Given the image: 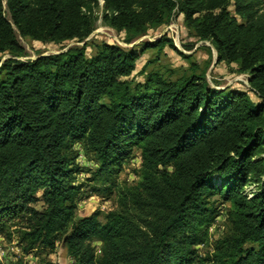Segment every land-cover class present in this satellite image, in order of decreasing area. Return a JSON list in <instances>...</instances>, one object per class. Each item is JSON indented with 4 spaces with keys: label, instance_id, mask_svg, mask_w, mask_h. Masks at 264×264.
Instances as JSON below:
<instances>
[{
    "label": "trees",
    "instance_id": "obj_1",
    "mask_svg": "<svg viewBox=\"0 0 264 264\" xmlns=\"http://www.w3.org/2000/svg\"><path fill=\"white\" fill-rule=\"evenodd\" d=\"M98 11L126 44L182 16L248 89L210 87L194 64L146 72L166 46L188 58L167 36L89 44ZM19 38L77 46L20 60ZM135 152L136 180L118 183ZM85 188L115 209L76 218ZM0 237L23 257L61 244L71 264H264V0H0Z\"/></svg>",
    "mask_w": 264,
    "mask_h": 264
},
{
    "label": "rangeland",
    "instance_id": "obj_2",
    "mask_svg": "<svg viewBox=\"0 0 264 264\" xmlns=\"http://www.w3.org/2000/svg\"><path fill=\"white\" fill-rule=\"evenodd\" d=\"M100 1V5L102 0ZM101 11H98V19L95 24V30L87 41L93 44H99L101 42H108L117 44L123 48L136 45L143 41H154L160 39L162 36H167L172 40L173 45L188 58H183L178 55L169 46L164 47L161 53L158 55V60L154 64L147 67L146 72L151 70L158 71L164 77L170 80L177 79L181 76H187L192 73V65L196 66V73L206 72L207 82L210 87L223 89L227 87L237 88L241 90L248 89V82L246 75H239L236 72L231 71L225 64H217L216 54L208 43L197 42L196 38L190 33L183 23L182 16H175L171 19L168 25L161 26L156 30L149 31L143 37L135 39L131 44L124 43L125 36L123 34L118 35L114 30L103 25L101 18ZM19 42L26 51V56L20 58V60H33L38 56L58 54L70 47L77 46L76 43H68L61 50L62 47L56 45H43L37 42L24 40L19 38ZM81 46V45H78ZM92 49L87 50V55H91ZM8 56H5L7 58ZM157 57V51L151 50L146 52L142 58L137 62V68L133 76L136 81H142L143 76L138 75L142 67L150 60H154ZM250 97L254 99L253 95ZM77 149V147H75ZM81 156L78 160L81 167L85 170H92V157L86 155ZM139 153L135 152L134 157L124 166L122 172L118 177V183L132 182L136 180L135 169L138 168L140 160ZM88 178V174L81 175L78 180L80 182L85 181ZM76 218L89 216L93 212L99 210L102 215L116 207V198L113 196L110 200L105 201L100 197L90 194L88 189H84L78 197L77 201ZM228 206V205H226ZM225 206V207H226ZM35 209L41 210V203L35 206ZM225 210V208H223ZM224 213V211H223ZM225 216L218 219L216 224L211 229V237L218 239L222 237L227 230ZM102 221V216L100 217ZM98 248V245H97ZM0 249L3 251V257L0 260V264H7L14 259H22L27 264H40L41 262H51L53 264H71L72 260L68 257L66 250L61 244H57L55 251L47 252L37 250L32 252L29 256H21L20 250L17 247L16 238H12L9 241L7 238L0 240ZM203 252V250H201ZM1 257V256H0Z\"/></svg>",
    "mask_w": 264,
    "mask_h": 264
},
{
    "label": "built area",
    "instance_id": "obj_3",
    "mask_svg": "<svg viewBox=\"0 0 264 264\" xmlns=\"http://www.w3.org/2000/svg\"><path fill=\"white\" fill-rule=\"evenodd\" d=\"M0 240H2V238L0 237ZM0 260L2 259V257H3V251L0 249Z\"/></svg>",
    "mask_w": 264,
    "mask_h": 264
},
{
    "label": "water",
    "instance_id": "obj_4",
    "mask_svg": "<svg viewBox=\"0 0 264 264\" xmlns=\"http://www.w3.org/2000/svg\"><path fill=\"white\" fill-rule=\"evenodd\" d=\"M101 5H102V2H101ZM84 44V43H83ZM83 44H80V45H83ZM65 51V50H64ZM64 51H62V52H64Z\"/></svg>",
    "mask_w": 264,
    "mask_h": 264
}]
</instances>
